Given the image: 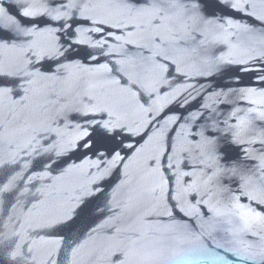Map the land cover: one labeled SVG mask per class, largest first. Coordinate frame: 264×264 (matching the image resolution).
Here are the masks:
<instances>
[{
  "label": "water",
  "instance_id": "obj_1",
  "mask_svg": "<svg viewBox=\"0 0 264 264\" xmlns=\"http://www.w3.org/2000/svg\"><path fill=\"white\" fill-rule=\"evenodd\" d=\"M0 264H264V0H0Z\"/></svg>",
  "mask_w": 264,
  "mask_h": 264
}]
</instances>
